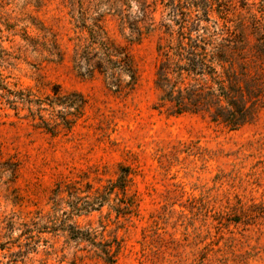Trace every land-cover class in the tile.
Instances as JSON below:
<instances>
[{
  "label": "rangeland",
  "instance_id": "1",
  "mask_svg": "<svg viewBox=\"0 0 264 264\" xmlns=\"http://www.w3.org/2000/svg\"><path fill=\"white\" fill-rule=\"evenodd\" d=\"M101 1L74 0V14H104L105 38L136 70L132 89L75 66L78 39L89 34L68 0H0V264H264V84L235 129L205 112L170 114L156 71L158 45L177 28L171 13L161 0H139L152 25L129 42ZM130 13L140 20V5ZM261 14L264 0H213L207 18L194 12L192 35L221 32L220 43L239 34L244 58L227 53L234 68L244 61L264 75L250 28ZM56 87L84 104L68 110L69 128L49 133L41 121L56 114L45 104ZM8 90L28 102L12 109ZM109 182L117 186L105 191Z\"/></svg>",
  "mask_w": 264,
  "mask_h": 264
},
{
  "label": "trees",
  "instance_id": "2",
  "mask_svg": "<svg viewBox=\"0 0 264 264\" xmlns=\"http://www.w3.org/2000/svg\"><path fill=\"white\" fill-rule=\"evenodd\" d=\"M68 1L72 7L71 18L79 23L76 26L79 32L89 34L88 38L78 39L75 49V66L83 67L85 74L96 72L102 75L107 85L116 91L132 89L137 81L136 70L125 49L105 38L102 26L99 24L104 14H99L96 10L88 14V9L80 7L74 14V0ZM212 1L161 0L171 13L172 19L169 20L177 28L176 30L167 28L169 31L165 33L170 39L165 45H158V50H161V59L156 71V84L162 91L160 100L169 103L170 114L205 112L208 113L211 121L221 122L230 129H235L250 120L251 107L262 96L260 84H264V75L250 74L244 61L238 64L237 69L234 68L233 59L227 53H235L240 60L244 58L241 52L243 39L239 34L233 39L222 38L220 43L215 42V37H218L217 35L221 32L215 33V36L210 34L206 37L192 35L200 22L199 16H193L194 12L200 11L201 15L207 18L212 8ZM104 2L108 5V13L112 11V17L123 25V29H128L129 34L125 39L129 42L140 39L143 33L141 28L150 29L152 22L148 17V4L139 0L101 1V3ZM132 2L140 5L141 19L138 21L135 19L136 16L130 13ZM91 13H96V16L91 17ZM87 20H91V23L87 24ZM139 23L141 25H138ZM250 28L255 40V50L258 52L257 55H260L264 52V15L254 17ZM122 77L127 79L124 84ZM246 78H248L247 81ZM242 81L253 82L256 87L248 84L241 85ZM2 96L4 102L12 109L16 108L20 100L28 102L22 97L20 91L8 90ZM32 104L38 105L36 102ZM45 104L50 108L49 114L55 112L56 114H53L52 123L50 120H42V127L46 132L55 133L59 127L69 128L68 124L71 121L68 116L73 113L71 114L68 110L74 108L77 111L79 107L81 109L84 100L73 92L61 93L59 87H56L53 95L45 98ZM57 107L59 109L55 110ZM116 186L115 182H109L104 190L110 191ZM98 198L100 199L101 195ZM75 239L83 240V237L76 236ZM91 243L95 245L92 241ZM109 250L100 249L105 256L104 261L113 263L114 259Z\"/></svg>",
  "mask_w": 264,
  "mask_h": 264
}]
</instances>
